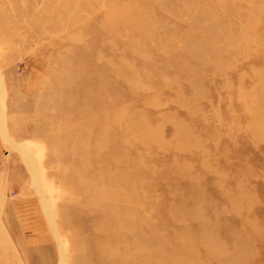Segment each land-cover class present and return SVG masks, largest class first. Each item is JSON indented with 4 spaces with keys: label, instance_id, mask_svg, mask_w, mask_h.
Masks as SVG:
<instances>
[{
    "label": "rangeland",
    "instance_id": "obj_1",
    "mask_svg": "<svg viewBox=\"0 0 264 264\" xmlns=\"http://www.w3.org/2000/svg\"><path fill=\"white\" fill-rule=\"evenodd\" d=\"M0 264H264V0H0Z\"/></svg>",
    "mask_w": 264,
    "mask_h": 264
},
{
    "label": "bare ground",
    "instance_id": "obj_2",
    "mask_svg": "<svg viewBox=\"0 0 264 264\" xmlns=\"http://www.w3.org/2000/svg\"><path fill=\"white\" fill-rule=\"evenodd\" d=\"M105 214V213H104ZM111 227V226H110ZM113 227V226H112ZM117 229V228H116ZM120 232V231H119ZM124 235V234H123ZM133 239V238H132Z\"/></svg>",
    "mask_w": 264,
    "mask_h": 264
}]
</instances>
